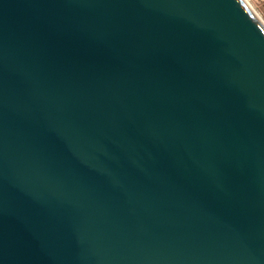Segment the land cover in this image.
Instances as JSON below:
<instances>
[{
    "label": "water",
    "instance_id": "1",
    "mask_svg": "<svg viewBox=\"0 0 264 264\" xmlns=\"http://www.w3.org/2000/svg\"><path fill=\"white\" fill-rule=\"evenodd\" d=\"M0 264H264L242 0H0Z\"/></svg>",
    "mask_w": 264,
    "mask_h": 264
},
{
    "label": "rangeland",
    "instance_id": "2",
    "mask_svg": "<svg viewBox=\"0 0 264 264\" xmlns=\"http://www.w3.org/2000/svg\"><path fill=\"white\" fill-rule=\"evenodd\" d=\"M256 12L264 20V0H249Z\"/></svg>",
    "mask_w": 264,
    "mask_h": 264
},
{
    "label": "bare ground",
    "instance_id": "3",
    "mask_svg": "<svg viewBox=\"0 0 264 264\" xmlns=\"http://www.w3.org/2000/svg\"><path fill=\"white\" fill-rule=\"evenodd\" d=\"M243 3L248 7V9L253 13V15L259 20V22L264 26V20L261 18V16L256 12V10L253 8L249 0H242Z\"/></svg>",
    "mask_w": 264,
    "mask_h": 264
}]
</instances>
